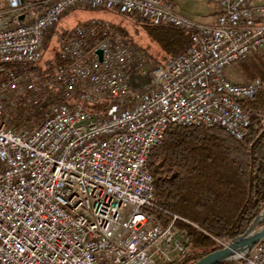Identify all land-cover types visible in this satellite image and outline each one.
<instances>
[{
    "label": "built area",
    "instance_id": "2783aa9c",
    "mask_svg": "<svg viewBox=\"0 0 264 264\" xmlns=\"http://www.w3.org/2000/svg\"><path fill=\"white\" fill-rule=\"evenodd\" d=\"M208 1L209 23L176 0H0V264H176L189 254L177 223L200 227L148 211L149 155L171 124L244 138L257 114L243 102L263 87L226 70L264 46V0ZM79 7L183 29L191 43L156 63L104 19L57 30ZM54 37L56 63L42 67ZM235 262L264 264V240Z\"/></svg>",
    "mask_w": 264,
    "mask_h": 264
},
{
    "label": "trees",
    "instance_id": "16d2710c",
    "mask_svg": "<svg viewBox=\"0 0 264 264\" xmlns=\"http://www.w3.org/2000/svg\"><path fill=\"white\" fill-rule=\"evenodd\" d=\"M139 25L157 63L191 43L186 30L149 21ZM119 27L116 24V31L126 34ZM262 82L260 93L243 102L256 114L264 111ZM147 167L154 179V206L148 211L162 224L176 214L200 227L177 223L188 232L190 252L176 264H193L242 233L264 208V124L254 116L248 135L241 139L220 126L171 124L163 142L151 151Z\"/></svg>",
    "mask_w": 264,
    "mask_h": 264
},
{
    "label": "rangeland",
    "instance_id": "374dc122",
    "mask_svg": "<svg viewBox=\"0 0 264 264\" xmlns=\"http://www.w3.org/2000/svg\"><path fill=\"white\" fill-rule=\"evenodd\" d=\"M176 2L180 11L187 17L204 23L212 22L214 18L215 7L214 4L208 0H176ZM92 18L104 19L114 27L116 24L119 25L120 27L118 30L126 31V34H123L125 40L140 45L149 54L153 55V52L149 48H146L149 41L148 38H146L144 28L139 25V22L134 21L127 15L118 14L111 10L84 7L75 8L59 18L56 29L60 32H63L64 30H72L79 23H84ZM258 51L251 53L245 59L236 62L229 67L226 70L227 77L238 82H247L256 78L264 81V48L261 51ZM57 53L58 41L54 37L49 41L47 48L44 50L46 58L42 60L39 65L44 67L47 62L54 65L56 63ZM152 60L156 62L154 59ZM144 82L145 79L141 80V82H133L132 85L137 86ZM257 114L258 115L256 116H258L264 124V111ZM226 242L227 241H224L223 244Z\"/></svg>",
    "mask_w": 264,
    "mask_h": 264
},
{
    "label": "water",
    "instance_id": "95a60500",
    "mask_svg": "<svg viewBox=\"0 0 264 264\" xmlns=\"http://www.w3.org/2000/svg\"><path fill=\"white\" fill-rule=\"evenodd\" d=\"M20 17L23 18V15ZM262 221H264V208L242 233L228 240L222 247L202 256L193 264H217L240 260L256 243L264 240V223L261 224Z\"/></svg>",
    "mask_w": 264,
    "mask_h": 264
},
{
    "label": "crops",
    "instance_id": "0c3cea01",
    "mask_svg": "<svg viewBox=\"0 0 264 264\" xmlns=\"http://www.w3.org/2000/svg\"><path fill=\"white\" fill-rule=\"evenodd\" d=\"M213 21H214V18H213L212 22H213ZM263 48H264V46H263L259 51H261ZM259 51H258V52H259ZM256 52H257V51H256Z\"/></svg>",
    "mask_w": 264,
    "mask_h": 264
}]
</instances>
